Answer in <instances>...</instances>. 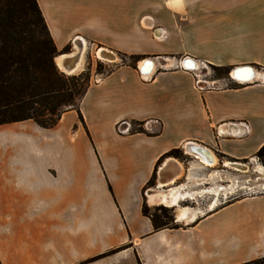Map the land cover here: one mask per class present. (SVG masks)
Here are the masks:
<instances>
[{"label": "crops", "instance_id": "0c3cea01", "mask_svg": "<svg viewBox=\"0 0 264 264\" xmlns=\"http://www.w3.org/2000/svg\"><path fill=\"white\" fill-rule=\"evenodd\" d=\"M37 2L59 51L82 41L86 49L101 45L141 62L168 55L222 68L264 67V0L249 7L242 23L205 20L199 8L195 21L180 19L183 2ZM141 62L116 66L92 84L80 113L66 112L54 128L0 126V152L4 147L11 158L0 170V233L6 254L19 264H82L122 247L89 264L120 258L130 264H241L264 256V248L249 256L236 241H254L264 196L235 198L211 211L217 196L206 194L209 201L203 202L202 182L216 189L219 172L201 160L187 167L167 156L198 146L216 158H252L264 145V73L258 72L257 82L212 89L197 85L198 73L171 68L157 67L144 81ZM125 121L148 123L150 131L121 134ZM151 180L154 186L146 189ZM164 188L194 194L180 206L199 208L196 219L179 221L174 207L177 228L155 231L142 209L146 200L150 207L160 205L150 203L148 194Z\"/></svg>", "mask_w": 264, "mask_h": 264}, {"label": "trees", "instance_id": "16d2710c", "mask_svg": "<svg viewBox=\"0 0 264 264\" xmlns=\"http://www.w3.org/2000/svg\"><path fill=\"white\" fill-rule=\"evenodd\" d=\"M71 46L58 50L37 0H0V126L35 121L40 127L57 126L63 114L77 110L87 94L91 71L74 75L60 72L55 59L69 54ZM139 61L138 57H132ZM228 71L227 68L216 67ZM108 75V74H107ZM80 119L83 117L80 114ZM130 133H146L145 122L132 121ZM136 127V128H135ZM180 154L173 150L171 157ZM264 165V145L255 154ZM154 186L151 180L147 187ZM173 208L155 207V215L146 202L143 215L150 218L155 231L177 228L169 215ZM125 249L118 248L93 257L89 264ZM241 264H264V256Z\"/></svg>", "mask_w": 264, "mask_h": 264}, {"label": "rangeland", "instance_id": "374dc122", "mask_svg": "<svg viewBox=\"0 0 264 264\" xmlns=\"http://www.w3.org/2000/svg\"><path fill=\"white\" fill-rule=\"evenodd\" d=\"M156 1H157V4L160 2H162V3L165 2L166 5L169 2V4L172 6L181 5L183 2V6H184L183 10L186 9L185 10L186 13L184 11H182V14H179L180 19L182 17H189L195 21V19H196L195 17L197 15L196 9L199 8L200 10L206 11L205 12V15H206L205 20H207V19L215 20L216 22L218 20L219 21H225V22L232 21V22H236V23L247 22V11H248L249 7L257 5V2H258V0H156ZM262 19H264V18H262ZM236 32H238V31H236ZM238 38L239 37L237 36V39ZM236 43L241 44V47H243V43H245L246 47H247V40L244 41L242 39H239L236 41ZM75 44L74 45L72 43L68 44L71 46L70 53L73 51L77 52V47H80L78 43H75ZM102 48H103V46H101V45H87V49H86L85 54H84V64H83L82 70L79 72L90 69V71H91L90 85L100 82L107 74L112 72L116 66L135 65V64H139V62H141V61H135L132 58L133 56L122 54V53L116 52L112 49H108V50L112 51L115 54L116 61L110 62L109 60L100 59V57L97 55V52L100 49L102 50ZM245 56L247 57V53L245 54ZM162 57L170 60L169 63L182 61V59L178 58V57L176 58V57L168 56V55H165ZM158 61L161 64H163L162 60H158ZM198 62H199V64H201V66H200L199 71H197L196 73H198L199 78L202 82L205 81V83L202 84L203 86L205 85V86L211 87L212 89L213 88L216 89V88H224V87H231V86L238 85L237 81L235 82L234 80H232L231 72L233 69L237 68L240 65L232 67V68H227L228 71L225 72L224 70L223 71L218 70L216 68L217 66H214L213 64H208V63H204L201 61H198ZM243 64H247V61H246V63H243ZM171 66H172V64H171ZM241 66H243V65H241ZM250 66H253L258 72L264 73V67L263 66L254 65V64H252ZM172 69H175V68L172 67ZM60 72H62V71L60 70ZM78 73H76V74H78ZM239 84H241V83H239ZM247 84H249V83H244L243 85H247ZM24 122L30 123V125H32L35 129H39V130L40 129H43V130L46 129V128L40 127L33 120H28V121H24ZM128 123L131 126V123L130 122H128ZM174 156H175V158L180 159L181 162L187 167H192V166L194 167L197 164L195 162V159H193L191 156H189L187 153H185V150H182L180 154L177 153ZM252 158H254L256 160H252ZM252 158H250L248 160H243V161H238V160L235 161V160L225 159L224 157L217 155V162L213 166V167H215L216 171L219 172V174H217V177H218L217 178V184L218 185L216 184V187L217 186H221L224 188L228 187L227 191L231 192L229 190V187H231V185L233 183L238 185L235 189L236 192L231 194V196H229L228 199L223 200L222 195H220L219 204L231 201L235 198H243V197L248 198V197H255V196H264V174H261L259 172V170L257 169L258 166L264 167V165H262L258 161V158L256 157V155H254ZM10 159H11L10 155H7L5 153L4 147H2V151L0 152V170L2 173L4 172V169L7 165L6 162L10 161ZM228 162L229 163L236 162V163L243 164V165L245 164V165L249 166V170L247 172H242V171L236 170L234 168H231V165H228L230 168H227L225 166H227ZM227 179H233L234 181L229 186H226L227 185ZM205 182L206 181L203 180L202 183H204V184L201 187L202 190L209 188V185H206ZM233 186L234 185H232V187ZM149 188H151V187H147L146 189H149ZM237 188H241V189L237 190ZM204 195H206V194H204ZM215 199H217V197H215ZM148 201H149V198H148ZM202 201L203 202L209 201L208 196L206 195L202 199ZM145 202L148 205L147 200ZM186 204H188L189 206H192V204L190 205V203H186ZM188 205L182 206V207H187ZM210 206H209V208H210ZM148 207H150V206L148 205ZM155 207H167V206L160 204L158 206L150 207L153 214L161 215V213L159 211L154 210ZM167 208H171V207H167ZM214 209L210 208L211 211ZM169 215L171 217H174V210L170 209ZM173 224H175L174 221H173ZM243 237H246V236H243ZM241 238L242 237L240 236V237H237V239H236L237 247H240L243 249L248 248L249 249V256L256 255L257 251L259 249L264 248V238L255 236V234H253L252 240H254V241H252V243H247L248 239H249L248 237H246L247 242L241 241ZM5 240L6 239L2 236V233H0V264H19L18 259L14 256L13 253H10V254L7 253L6 254V246L4 245ZM238 253H240V251L237 250V254ZM113 255H115V254H113ZM7 256L9 258H7ZM109 264H130V263L127 259L120 258L116 261L110 262Z\"/></svg>", "mask_w": 264, "mask_h": 264}, {"label": "bare ground", "instance_id": "6f19581e", "mask_svg": "<svg viewBox=\"0 0 264 264\" xmlns=\"http://www.w3.org/2000/svg\"><path fill=\"white\" fill-rule=\"evenodd\" d=\"M77 48H78V50L74 54H72V55H62V56H59V57H57L55 59L57 66L61 70L66 71L69 74H75V73H78L80 70H82V67H83V64H84V54H85V51H86L85 43L83 42L80 45V47H77ZM105 51H106V49H103V48H102V50L101 49L98 50L97 55L100 57V59L107 60L104 57V52ZM79 52H81L80 61L76 64V66H75V68L73 70L67 71V69L64 67L65 60L67 58H70L71 56L76 55ZM115 58H116V56H115ZM147 60L149 61L150 59H147ZM109 61L111 62V60H109ZM169 61L170 60H168V63H167L168 65L171 64V63H169ZM149 62H151V60ZM182 62H183V60H182ZM141 63H142L141 66H143L144 63H145V60L142 61ZM194 64H195V67L198 68L199 63L195 62ZM169 66H171V65H169ZM245 66L251 67V68H247L246 70L240 69L241 67H245ZM237 68L240 69V70L234 71L235 69H233L232 72H231V76L233 77V79L235 81H237V82H239L241 84L251 83L253 81H256L259 78V76H260L258 71L253 66L243 65V66H238ZM154 69H155V65L152 62V67H151L149 72L153 73ZM190 147L189 146H185L186 151L187 152H191L192 154H194V152H195V154H197L198 158L201 161H203L205 163V165L216 164L217 158L209 150L204 149L202 147H198V146H193V147L190 146ZM195 149L196 150L199 149L200 151L202 150L201 153H203V155H201L198 151H195ZM252 160H256V159L252 158ZM228 165H231V168H234V169L242 171V172H247L249 170V166H247L245 164L243 165V164H239V163H236V162L235 163H229L228 162L227 166ZM234 165H238V166H234ZM257 169L259 170V172L261 174H264V167L258 166ZM232 185H234L235 187L233 186L234 187L233 188ZM232 185H231V187H229V190L231 192L227 191L228 187L224 188V187H221V186H217L216 189H213V188L212 189L211 188L207 189L206 188L204 190H201L200 197L203 196L204 194H212L214 196H217V199H215V201L213 203H210V205H211L210 208L214 209V208H216L219 205V196L220 195L226 196V194H228V193L233 194L234 192H236L235 189H236V187L238 185H236L235 183H233ZM238 189H241V188H237V190ZM193 197H194V194H192V193H189V192L181 193L179 188H173V189H168V190L162 189V190L157 191L156 193H149L148 194L149 202L152 203V204L160 203L162 205H165V206L171 207V208L178 207L177 208L178 211L176 213L177 214L176 217H178L179 221H183L187 217H188V221H190V220L193 221L194 219H196V217H197L196 216V214H197L196 212L199 210V208H191V207H182V206H180V201L192 200ZM210 208H208V209L210 210ZM256 226H257V232L255 233V236L264 238V220H262L259 223H256Z\"/></svg>", "mask_w": 264, "mask_h": 264}, {"label": "built area", "instance_id": "2783aa9c", "mask_svg": "<svg viewBox=\"0 0 264 264\" xmlns=\"http://www.w3.org/2000/svg\"><path fill=\"white\" fill-rule=\"evenodd\" d=\"M146 60V59H145ZM150 60H152L153 62H155L156 63V67H155V69L154 70H156V68L157 67H161V68H167V69H172V67H174L175 69H178V70H183V71H186V72H197V71H199V69H200V66H201V64H199L198 65V68H196V69H191V68H188V67H185L184 65H183V62L182 61H177V62H174V63H172V66L170 67L167 63H168V59L167 58H163V57H155V58H153V59H150ZM158 60H162L163 62H164V65H160V62L158 61ZM184 60V59H183ZM144 61V60H143ZM158 61V62H157ZM182 62V63H181ZM195 62H198V61H195ZM199 63V62H198ZM154 72V71H153ZM141 74V73H140ZM152 74L153 73H148V74H141V77H142V79L144 80V81H147V80H149L150 79V77L152 76ZM231 78H232V80H234L233 79V77L231 76ZM235 81V80H234ZM197 85H199V86H201L202 84H203V82L200 80V78H199V75H197ZM236 82V81H235ZM238 83V82H237ZM153 123L154 124H159V122L157 121V120H154L153 121ZM241 124V126L246 130V132L248 133V131H249V126L246 124V123H240ZM122 126H126L125 128H122ZM145 129L147 130V131H150V128L148 127V123H146L145 124ZM118 130H119V132L121 133V134H124V133H128V132H130V130H131V126H130V124L128 123V122H122L121 124H119V126H118ZM185 150V153H187L189 156H191L193 159H195V160H200L199 158H198V156L197 155H195V154H192L191 152H187L186 151V149H184ZM208 166H214V164L213 165H208ZM166 189V188H165ZM229 196H231V194L230 193H228V194H226V196H222V198H223V200H226V199H228V197Z\"/></svg>", "mask_w": 264, "mask_h": 264}, {"label": "water", "instance_id": "95a60500", "mask_svg": "<svg viewBox=\"0 0 264 264\" xmlns=\"http://www.w3.org/2000/svg\"><path fill=\"white\" fill-rule=\"evenodd\" d=\"M81 44H82V41L80 42ZM72 54V53H71ZM104 57H105V59H107V60H111V61H116V58H115V54L112 52V51H109V50H106L105 52H104ZM80 58H81V52H79V53H77L76 55H74V56H71L70 58H67L66 60H65V63H64V67L67 69V71H71V70H73L74 68H75V66H76V64L80 61ZM150 61V60H149ZM147 59L145 60V63H144V65L143 66H141V67H139V71H140V73L141 74H148V73H150L149 71H150V69H151V67H152V60H151V62H149ZM195 60L194 59H192V58H185L184 60H183V65L185 66V67H188V68H191V69H196V67H195V62H194ZM154 63V65H155V67H156V63L155 62H153ZM160 65H164V62H163V64H161L160 63ZM58 67V66H57ZM59 68V67H58ZM247 68H251V67H247V66H245V67H241L240 69H244V70H246ZM60 69V68H59ZM240 69H238V68H235V70L234 71H237V70H240ZM61 70V69H60ZM64 74H66V75H74V74H69V73H67L66 71H63V70H61ZM205 149V148H204ZM196 151H200L199 149L198 150H196ZM202 151V150H201ZM201 151L199 152L201 155H203V153H201ZM194 154H195V152H194ZM195 155H197V154H195ZM235 163V162H234ZM234 166H238V165H234Z\"/></svg>", "mask_w": 264, "mask_h": 264}]
</instances>
